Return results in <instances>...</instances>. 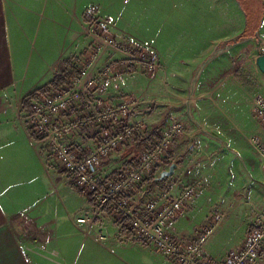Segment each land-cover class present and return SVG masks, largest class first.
Wrapping results in <instances>:
<instances>
[{"label": "crops", "instance_id": "0c3cea01", "mask_svg": "<svg viewBox=\"0 0 264 264\" xmlns=\"http://www.w3.org/2000/svg\"><path fill=\"white\" fill-rule=\"evenodd\" d=\"M11 2L23 7H11ZM91 11L117 39L153 49L166 73L179 78V107L168 110L172 104L163 103L168 87L162 74L117 75L98 87L103 100H138L132 121L145 124L136 143L116 153L104 170L112 167L116 175L130 164L137 143L169 122L162 123L163 112L183 120L189 134L176 140L179 159L170 155V160L179 161L175 172L182 183L199 187L172 231L192 239L217 210L222 217L206 252L225 257L264 213V167L255 144L264 131L260 122L253 125L245 118L246 113L255 118V98L246 97L250 90L238 76L246 46L264 53V0H0V264H168L151 249L122 244L119 235L125 232L109 210H96L48 166L44 142L33 137L24 118L26 97L61 74L67 59L75 65L84 57L93 39L87 25ZM149 16H156L154 23ZM240 36L201 73L189 115L187 90L199 65ZM101 45L86 78L108 62L113 49ZM153 96L160 100L154 109L146 102ZM140 98L148 99L141 104ZM170 163L161 165L158 174ZM88 208L94 213L80 222ZM256 264H264V254Z\"/></svg>", "mask_w": 264, "mask_h": 264}, {"label": "built area", "instance_id": "2783aa9c", "mask_svg": "<svg viewBox=\"0 0 264 264\" xmlns=\"http://www.w3.org/2000/svg\"><path fill=\"white\" fill-rule=\"evenodd\" d=\"M90 15L87 24L95 45L105 42L115 52L122 53V57L110 59L89 78L85 76L87 66L83 65L82 59L75 63L78 73L66 76L63 83L49 86L29 97L24 118L33 137L44 142L48 166L70 177L74 186L81 189L84 196L91 198L96 210L108 208L121 229L127 226L123 240H151V246L156 245L171 264L258 263L264 254V213L250 227L244 241L223 258L212 257L206 252L207 239L222 217L217 210L211 213L210 221L198 228L192 239L172 231L174 222L196 197L197 183L184 184L180 179L166 181L167 187L160 192V199L137 209L132 207L129 196L141 192L153 178L157 180L161 165L172 163L170 151L173 144L187 131L182 120L169 121L152 138L137 143L138 149L129 165L120 168L116 175L103 176L104 167L115 154L136 143L145 124L132 121L133 104L137 105L138 100L133 101L128 97L122 102L103 100L97 96V89L103 81L133 67L141 66L150 72H157L160 61L150 47L113 37L105 21L95 16L93 11ZM91 55L93 51L84 54V57ZM254 116L264 131V92L256 96ZM92 119H97L100 125L102 141H92L88 148L84 138L75 136L81 134ZM255 144L264 167V137H255ZM175 189L177 191L174 193ZM85 220V217L79 218L80 222Z\"/></svg>", "mask_w": 264, "mask_h": 264}, {"label": "rangeland", "instance_id": "374dc122", "mask_svg": "<svg viewBox=\"0 0 264 264\" xmlns=\"http://www.w3.org/2000/svg\"><path fill=\"white\" fill-rule=\"evenodd\" d=\"M28 1H30V0H28ZM11 4H12L11 7H14V8H16L17 6H19L20 8L23 7L22 3L11 2ZM90 18H91V15L89 14L87 20H89ZM148 18H149L151 23H154L156 16H149ZM163 20H164V17L162 16V22H160V23H163ZM108 31L111 34L109 27H108ZM90 35H92V34H90ZM111 35L113 36V34H111ZM92 38H94V36ZM128 42H130V41H128ZM102 43L103 42H99V43H97V46H96L95 45L96 41L93 42V39H92V42L89 43L88 49L85 51L84 54H88V52L93 51V55H91L89 58L83 57V55H82L83 60L82 59L81 60L84 63L83 64L84 66L85 65L88 66L87 63L89 61L94 60L98 53L99 54L102 53V51H103L102 50L103 46L101 45ZM130 43H132V42H130ZM104 44H105V42H104ZM132 44H134V43H132ZM134 45H137V44H134ZM112 51H109L110 55L108 54V51L106 53L109 56V58L107 59L108 61L110 59L114 58V56L117 55L116 53H118V52H112ZM243 51H244V55H243L242 59L241 60L238 59V60H240L239 61L240 64H244V65H243V67H241V69L238 73V76H239L240 80L243 82L244 86L250 90V93H248L246 97H250L253 100L254 98L256 99V96L258 94L264 92V71L260 68V66L258 65V62H257V58L262 53V50H258L257 46L256 47L246 46ZM120 54H122V53H120ZM212 55L213 54H211L209 57H211ZM215 56H217V55H215ZM211 60L206 62V64L204 65V68L200 71V75ZM200 66H201V64L199 65V67ZM199 67H198V70H199ZM198 70H196V72L193 75V78L189 82L190 84H189L188 90H187L188 101H187L186 106H187V110L189 112V115H190V113L193 114V112H192V99L194 97L195 91L192 93V82H193ZM135 72L146 75L149 78H155L157 75H160V74H162L163 76H166L167 78L165 79V84L168 88H166V92H167V94L165 95L166 100L163 101V103H164V105H167V104H172V105L168 106L167 109H164V110H168L172 106H173V109H176L177 107H179V78L171 76L172 72L167 74L166 73V65L163 62L160 61V68L157 72H150L148 70H145L144 67L139 66V68L133 67V68H130L129 70L127 69L125 72H122V74H120V75L132 74ZM200 75L198 77L197 82L199 81ZM102 83H104V81ZM163 83H164V81H163ZM196 86H197V84H196ZM196 86H195V88H196ZM121 96H123V95H121ZM145 99L147 100L148 98H144V99L140 98V103L141 104L144 103L146 101ZM158 101L160 103L158 96H153L152 98H150L146 102L151 105L150 108L154 109L155 107L153 104L158 103ZM189 102H190V108H189ZM242 107H243V105H242ZM150 108L148 107V109H150ZM162 116H163V118H162L163 124H166L164 122L167 119L168 120L166 122L175 120V118L173 117V113L171 114V112H169V111L163 112ZM245 118L248 120V122L250 124L252 123L253 125L255 124V121H258V119L256 117L252 120L248 113H246ZM97 122H98L97 119H92V122L83 128L84 129L83 131L86 132L85 133L86 136L85 137L83 136V137H84V141L87 144L88 148H90V143L92 141H96V142L102 141L101 132L99 131L100 125ZM186 128H187V131L183 135L182 138L188 136V134H189L188 127H186ZM207 135H211V134L207 133ZM177 141L174 142L173 150L170 151V155L173 158L175 157L176 160L179 159V156H176V152L174 151L175 146L178 145ZM122 159L123 158H120V160H122ZM120 160H118V161H120ZM261 163H262V160H261ZM169 167H170V165H169ZM169 167L167 169H169ZM245 169H246L247 173L251 175L250 169H247V168H245ZM112 171H113L112 167H109L108 169L103 170L102 171L103 176L105 177V176L110 175L112 173ZM56 173L60 175V178H62L64 180V183L67 186H70V185L73 186L74 185L73 184L74 182L72 181V179L70 177L66 176L63 172L57 171ZM160 174H158V177L160 176ZM176 174L177 173L175 172V174L172 177L166 178L164 181L161 180L160 178L158 180L152 179V182H148L145 185V187L141 190V192L132 193L131 196H129V197H131V200H132V207L137 209V208H140L141 205H144L148 202H152V201H155L157 199H160V195H159L160 192L167 187L166 183H165L166 181L167 182L179 181V174L178 175H176ZM90 213H94V212H91L90 208H88V210H85L82 213L84 216H80L79 218H81V217L87 218L88 216H90ZM107 213L110 215L111 220L117 224L118 221L116 220V217L110 211H107ZM261 215H260V217H261ZM97 216L98 215H94V218H96ZM260 217H258L256 222H258V220H260ZM119 237H120L122 244H131V246H133L135 248L151 249L153 251V253H157L158 255H161L168 264H171L168 262V260L165 258V256L157 250L156 245H154V247L151 246L152 245L151 240H145V242H143V241H132V240L131 241H125L122 238V234H120Z\"/></svg>", "mask_w": 264, "mask_h": 264}, {"label": "trees", "instance_id": "16d2710c", "mask_svg": "<svg viewBox=\"0 0 264 264\" xmlns=\"http://www.w3.org/2000/svg\"><path fill=\"white\" fill-rule=\"evenodd\" d=\"M88 16H89V15H88ZM241 37H242V36H240V37H238V38H232V39L226 41L224 44L227 45V44H231V43H232V44H233V43H237ZM221 46H222V45H221ZM76 73H78V70H77V68L75 67L74 63H73V60H72L71 58L67 59V60H66V68H65V70H64L61 74L56 75L55 78H54L53 80H51L50 82H48V83H47L46 85H44L43 87H41V88H39V89H36V90L32 91V92L26 97V99H25V101H24V106L27 107V105H28V101H29V97H33V96H35L39 91L44 90V89H46V88L49 87V86H57V85L63 83V82H64V77H66V76H72V75H74V74H76ZM149 134H151V133H149ZM145 139H148V138H144L143 141H144ZM141 142H142V141H141ZM187 151H188V150H187ZM186 154H187V152H186L185 154H183V157H184ZM178 163H179V161H178ZM128 165H129V164H128ZM113 173H115V171H114ZM73 186H74V185H73ZM74 187H75L76 189H78V191H79L81 194H83V192H82L81 189L77 188L76 186H74ZM88 199H89V201L92 203L91 198H88ZM106 210H108V208H107ZM124 224L126 225V223H124ZM126 229H127V226H126V227L123 226V228H122L121 231L124 233V232L126 231Z\"/></svg>", "mask_w": 264, "mask_h": 264}, {"label": "water", "instance_id": "95a60500", "mask_svg": "<svg viewBox=\"0 0 264 264\" xmlns=\"http://www.w3.org/2000/svg\"><path fill=\"white\" fill-rule=\"evenodd\" d=\"M233 44H229V45H226V46H223V47H220V48H217L215 50V52L213 53V55L209 58H207L202 64L201 66L199 67V70L192 82V93L195 91V86L197 84V80H198V77L200 75V71L204 68V65L206 64V62H208L209 60H211L215 55L223 52L225 49H227V47L229 48L230 46H232ZM257 62H258V65L260 66V68L264 71V53L260 54L257 58ZM189 108H190V102H189ZM191 114V113H190ZM178 166V163L177 162H173L169 169H166V170H163L161 175H160V178L161 179H164V178H167V177H171L174 175L175 173V170Z\"/></svg>", "mask_w": 264, "mask_h": 264}]
</instances>
